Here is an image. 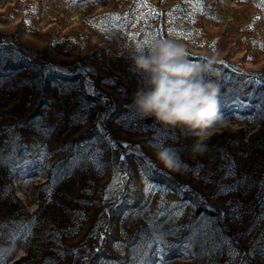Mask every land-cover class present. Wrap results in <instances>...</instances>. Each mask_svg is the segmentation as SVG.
Masks as SVG:
<instances>
[{
  "label": "rangeland",
  "instance_id": "374dc122",
  "mask_svg": "<svg viewBox=\"0 0 264 264\" xmlns=\"http://www.w3.org/2000/svg\"><path fill=\"white\" fill-rule=\"evenodd\" d=\"M153 36L194 63L215 55L228 126L203 155L192 136L129 108L142 77L128 50ZM160 143L186 169L163 168ZM114 171L122 190L105 200ZM162 220L177 231L143 247ZM210 220L220 248L202 235L187 247ZM22 222L31 234L14 239ZM262 235L264 0H0V264H264Z\"/></svg>",
  "mask_w": 264,
  "mask_h": 264
},
{
  "label": "clouds",
  "instance_id": "9594fccd",
  "mask_svg": "<svg viewBox=\"0 0 264 264\" xmlns=\"http://www.w3.org/2000/svg\"><path fill=\"white\" fill-rule=\"evenodd\" d=\"M128 58L142 77L129 108L140 119L152 118L166 128L179 129L185 137L192 136L191 154L203 155L207 142L228 126L213 78L215 55L194 63L182 43L153 36L130 46ZM153 153L170 172L179 173L187 167L170 145H153Z\"/></svg>",
  "mask_w": 264,
  "mask_h": 264
},
{
  "label": "snow or ice",
  "instance_id": "6c2138e0",
  "mask_svg": "<svg viewBox=\"0 0 264 264\" xmlns=\"http://www.w3.org/2000/svg\"><path fill=\"white\" fill-rule=\"evenodd\" d=\"M99 119V117H98ZM99 131H102V129H100ZM109 143V146L115 150L116 149V144L115 142H111V141H108ZM123 147L127 148L128 146L125 144V145H122ZM38 149L43 147L42 145H39V146H36ZM101 155V152L99 150H97L96 152H94L92 155H91V161L93 164L96 165L97 167V170H102L103 168V165H101L99 163V156ZM121 161H123L124 159V156L123 154L121 155ZM75 163V162H74ZM67 171V169H65V172ZM56 179V177L54 176V180ZM119 180H120V177H119V173L118 171H114V176H113V182L108 186V189L105 191V194L103 196V198L105 200L111 198L112 195H114L117 191L119 190H122L121 189V185L119 183ZM161 203H163V201H161ZM188 204L185 203V202H182L180 204H176V203H173L171 205V208L172 209H183L184 207H187ZM183 215V212L182 211H179V212H175L174 214L172 212H165V211H161L158 213V216L159 217H163L164 220H167L169 217H173V218H179V216ZM164 220L161 221L160 224H152L150 225V229H151V232L148 233L146 236H145V243L143 245V247L145 248H150L152 247L156 242H159V241H162L164 236L165 235H172L174 234L177 229H171L169 230L167 233H164L162 231V224L164 222ZM252 223H255V218L253 220ZM32 223L31 222H22L19 224L17 230L15 232H13V238L14 239H23V238H26L28 235L31 234V228H32ZM251 224L249 225V227L251 228ZM211 220L209 221L208 224H205L203 225L202 227L198 228L196 232L193 233V236L191 238H186L188 239V245L187 247H191V243L192 241L196 238V237H199V236H203L204 239L202 241V243L204 244H208V243H212V247L214 249H218L220 248V244H217L215 243L214 241H212L211 239ZM100 239H103V235L101 234L100 236ZM261 240H264V235H262L260 237ZM78 250H75V249H71L70 252L72 254H75ZM61 255H63V253H60ZM183 255L187 256V255H190L191 253L188 252V251H184L182 253ZM236 255L235 251L234 250H230L229 251V256H234Z\"/></svg>",
  "mask_w": 264,
  "mask_h": 264
},
{
  "label": "trees",
  "instance_id": "16d2710c",
  "mask_svg": "<svg viewBox=\"0 0 264 264\" xmlns=\"http://www.w3.org/2000/svg\"><path fill=\"white\" fill-rule=\"evenodd\" d=\"M88 244L90 247V252L86 254V259L91 260L94 257V255L97 253V251L99 250V243H98L97 238L91 237L88 241ZM84 260H85V258H84Z\"/></svg>",
  "mask_w": 264,
  "mask_h": 264
},
{
  "label": "bare ground",
  "instance_id": "6f19581e",
  "mask_svg": "<svg viewBox=\"0 0 264 264\" xmlns=\"http://www.w3.org/2000/svg\"><path fill=\"white\" fill-rule=\"evenodd\" d=\"M37 178H38V177H37ZM17 193H18V195H19V197H20L21 199H26V196L24 195L23 192L18 191ZM23 254H24V253H23ZM16 258H18V257H16Z\"/></svg>",
  "mask_w": 264,
  "mask_h": 264
}]
</instances>
